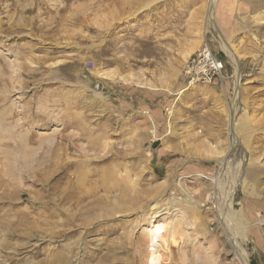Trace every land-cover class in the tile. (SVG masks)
I'll return each mask as SVG.
<instances>
[{"label":"rangeland","instance_id":"rangeland-1","mask_svg":"<svg viewBox=\"0 0 264 264\" xmlns=\"http://www.w3.org/2000/svg\"><path fill=\"white\" fill-rule=\"evenodd\" d=\"M230 230L264 264V0H0V264H240Z\"/></svg>","mask_w":264,"mask_h":264},{"label":"bare ground","instance_id":"bare-ground-1","mask_svg":"<svg viewBox=\"0 0 264 264\" xmlns=\"http://www.w3.org/2000/svg\"><path fill=\"white\" fill-rule=\"evenodd\" d=\"M209 2H210V0H209ZM209 6H210V8L208 9L209 10V17H208V19H207V21L208 22H210L211 23V25H214L215 26V22H213V19H214V17H213V14H212V11H213V9H212V4H208ZM217 41H218V43H219V46H220V48L225 52V54H226V56L228 57V60L232 63V65H233V68L235 69V73H236V76H237V79L239 80V79H243V78H245V77H247V76H249V74L251 73V69H249V71L247 72V73H245V71L243 72L242 71V69H241V67L238 65V62H237V59H235V55H236V53H235V51H234V54L235 55H233V53H231V50L233 49V47H229L227 44H226V42L224 41V39H223V37H221V36H217ZM236 67V68H235ZM256 71V70H255ZM254 72V71H253ZM107 77V76H106ZM111 77V76H110ZM109 78V77H108ZM114 78V77H113ZM237 109V108H236ZM232 113H234V112H232ZM22 115V114H21ZM69 122V121H68ZM231 122H232V119H231ZM76 124V123H75ZM74 125V124H73ZM7 130V129H6ZM11 136V135H10ZM4 139H8L9 138V135H6V136H4L3 137ZM19 138H20V144L18 145V147L20 146L21 148H22V150H20L21 152L23 151V155L26 157L25 159H23L22 161H25L27 158H28V156H29V153H27L26 154V151L24 150V147H25V138L19 133ZM229 138H230V148L229 149H227L228 151H227V153L225 154V159L224 160H221L218 164L220 165L219 167H220V171L223 173V174H225L226 175V173L228 174V173H230L229 171H228V168L231 166V163L233 164V157L234 156H237V157H240V147H239V145L237 144V140H236V137H235V135L233 134V130L232 129H230V135H229ZM250 139H252V138H250ZM5 142V141H4ZM240 144V143H239ZM40 146V145H39ZM242 146V145H241ZM41 147V146H40ZM20 148V149H21ZM61 149V148H60ZM90 149V148H89ZM96 149V148H95ZM54 151V150H53ZM61 151V150H60ZM65 151V150H64ZM216 151V150H215ZM221 151V150H220ZM242 151V150H241ZM29 152V151H28ZM37 150L34 152V154H33V156H38L37 155ZM57 152V151H56ZM55 152V153H56ZM208 152V151H207ZM210 152V155H212V156H219L220 155V153H215L214 151H209ZM19 153V152H18ZM44 153V152H43ZM54 153V154H55ZM64 154V153H63ZM84 154V153H83ZM108 154V153H107ZM222 154V153H221ZM9 155V151H6L5 152V156H8ZM22 155V156H23ZM56 155V154H55ZM209 155V154H208ZM239 155V156H238ZM19 156H21L20 154H19ZM21 156V157H22ZM41 155H39V157L38 158H33V161L37 164V163H40V159H41V157H40ZM43 156V155H42ZM56 156H58V155H56ZM113 157V156H112ZM10 158V157H9ZM236 160V159H235ZM241 161H242V159H240ZM239 160V161H240ZM7 162H9V160L7 161ZM12 162V161H11ZM113 162V161H112ZM32 163V162H31ZM90 163H91V161H90ZM28 164H29V161H28ZM27 164V165H28ZM35 164V166H37ZM116 164V163H115ZM22 165V169H24L25 168V165L22 163L21 164ZM67 165V164H66ZM86 165V164H85ZM88 166V165H87ZM76 167V166H75ZM68 168H70V169H72V168H74V166L73 165H67L66 166V168L63 170L64 172H66L65 170H67ZM113 168V167H112ZM27 169H29L28 167H27ZM96 169H100V170H102V168H96ZM111 169V168H110ZM30 170V169H29ZM230 171H231V169H229ZM14 171H15V169H14ZM219 171V172H220ZM75 172V171H74ZM90 172V171H89ZM94 172H98L97 170H94ZM126 173V172H125ZM111 174V173H110ZM128 174V173H127ZM126 174V175H127ZM72 175V174H71ZM93 175V174H92ZM121 175V174H120ZM84 176V175H83ZM82 175L80 176V180H81V178L83 177ZM128 176V175H127ZM131 176V175H130ZM233 176V175H232ZM77 177V176H76ZM87 177V176H86ZM116 177V176H115ZM119 177V176H118ZM67 178V177H66ZM78 178V177H77ZM126 178V177H125ZM100 179L102 180V185L101 186H99L98 187V189L100 190V191H103V192H107V193H109V194H112L111 192H114V190H116V189H114V187L113 186H109L108 185V183H107V181H110V180H114L115 178L113 177V176H110L109 174L108 175H104V176H102V177H100ZM127 179V178H126ZM77 180V179H76ZM127 180H129V181H131L130 179H127ZM133 180V179H132ZM231 181V180H230ZM77 183H79V182H77ZM80 183H82V181L80 182ZM79 183V184H80ZM97 183V182H96ZM107 183V184H106ZM232 183V182H231ZM83 184V183H82ZM94 184V183H93ZM115 184H116V182H115ZM234 184V185H233ZM129 185H130V183H129ZM227 185V184H226ZM228 185H229V183H228ZM72 186V185H71ZM97 186H98V183H97ZM117 186V185H116ZM133 186V185H132ZM74 187V186H73ZM235 187V183H232V186H229V189H228V193L230 194V195H232V193H233V188ZM97 188V187H96ZM121 188V187H120ZM119 188V189H120ZM79 189V188H78ZM134 189L135 188H132V190L134 191ZM235 189V188H234ZM75 190V189H74ZM77 190V189H76ZM82 190V189H81ZM95 190V189H94ZM89 191V190H88ZM82 192H83V190H82ZM99 192V191H98ZM124 192V191H123ZM133 194V193H132ZM131 194V195H132ZM90 195V194H89ZM82 196V195H81ZM91 196V195H90ZM90 196H89V198H90ZM100 197V196H99ZM111 197V196H110ZM231 197L232 196H230V200H231ZM128 198V197H127ZM126 198V199H127ZM131 198V197H130ZM81 202V201H80ZM91 202V201H90ZM128 202H131V201H128ZM117 203V202H116ZM136 204V203H135ZM138 204V203H137ZM133 206H135V205H133ZM231 205H229L228 204V207H230ZM89 210V209H88ZM87 210V211H88ZM93 210V209H92ZM90 211V210H89ZM238 225V224H237ZM239 226V225H238ZM241 229V228H240ZM227 233H228V245H229V247H230V249L232 250V252L234 253V256H236L237 258H238V260H239V262H240V264H246V260H245V256H244V254H243V252L239 249V247L237 246V243H236V241H235V239L233 238V235H232V232H231V230L230 231H226Z\"/></svg>","mask_w":264,"mask_h":264},{"label":"built area","instance_id":"built-area-1","mask_svg":"<svg viewBox=\"0 0 264 264\" xmlns=\"http://www.w3.org/2000/svg\"><path fill=\"white\" fill-rule=\"evenodd\" d=\"M187 87L199 84H208L221 74V65L207 45L199 50L197 57L188 64L185 72Z\"/></svg>","mask_w":264,"mask_h":264}]
</instances>
